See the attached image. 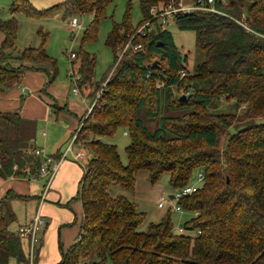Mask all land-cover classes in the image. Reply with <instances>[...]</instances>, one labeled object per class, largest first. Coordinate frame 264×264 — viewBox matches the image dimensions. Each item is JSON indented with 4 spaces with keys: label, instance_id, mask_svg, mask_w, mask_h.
Returning a JSON list of instances; mask_svg holds the SVG:
<instances>
[{
    "label": "trees",
    "instance_id": "trees-1",
    "mask_svg": "<svg viewBox=\"0 0 264 264\" xmlns=\"http://www.w3.org/2000/svg\"><path fill=\"white\" fill-rule=\"evenodd\" d=\"M182 1L141 0L142 20L133 27L132 2L127 0L122 23H114L108 35L114 65L105 79L106 91L75 131L76 146L92 157L78 194L84 211L79 241L63 264H264V0H216L221 13L175 16L180 31L195 33L196 49L203 55L193 74L172 33L152 15L154 8L180 7ZM115 2L64 0L38 10L29 0H13V17L0 19V99L22 85L28 72L38 71L36 64L50 68V81L57 76V62L46 49L49 35L42 29L38 48L17 51L16 14L33 19L59 12L90 14L93 21L84 38L89 41L96 38ZM148 21L154 30L133 40L144 50L126 52L117 64L120 46ZM75 55L71 65L80 76L78 88L83 93L93 89L86 97L94 99L101 88L94 80L96 58L83 50ZM157 60L161 63L154 68ZM221 101L232 102L231 110L209 111ZM142 109L150 119L161 117L155 132L138 118ZM166 110L178 114L165 116ZM119 129L132 140L126 166L117 146L104 141ZM34 133L19 113L0 111V185L10 178L39 180L42 162L28 155L35 149ZM140 171L148 172L153 184L169 174L175 192L193 184L197 172L204 173L202 188L179 202L184 212L193 214L182 225L190 233L176 232L171 212L140 231L146 214L127 198L110 194L114 185L134 189ZM18 200L30 198L10 190L0 199V264L28 261L29 244L16 235L23 226L13 207Z\"/></svg>",
    "mask_w": 264,
    "mask_h": 264
},
{
    "label": "rangeland",
    "instance_id": "rangeland-1",
    "mask_svg": "<svg viewBox=\"0 0 264 264\" xmlns=\"http://www.w3.org/2000/svg\"><path fill=\"white\" fill-rule=\"evenodd\" d=\"M29 1L38 10L49 8L59 2V0ZM130 1L132 2L131 24L133 27H137L142 20L140 10L141 0ZM12 2L13 0H0V19L8 20L13 17L10 11ZM193 2V0H183L182 6H192ZM126 9L127 0H116V2L108 9V18L101 22L96 38L89 41H84V38L85 32L88 30L93 21V17L90 14L65 16L64 12H59L47 19H33L24 13H18L15 15V19L17 20L19 26L16 40L17 51H22L28 47L38 48L41 44V38L38 35V30L42 29L49 35L46 45L48 55L57 62V76L50 90L51 97H48V99L52 100L53 103L48 102L45 97H42V101L44 99L46 105H52V107H50L53 109L52 113H47L46 109L41 106V104L37 103L31 104L29 105V108L25 109V111L29 110L31 115L35 118L39 117V119L37 118L36 123L37 148L45 149L49 156L52 155L53 151L61 146V149L64 152L66 146L69 144L76 131L75 128H78L77 125H79L80 119L87 113L88 109L93 104V100L95 99H87L83 98L80 94H74L75 84L73 78L71 77V54L79 53L83 50L96 58L97 65L94 80L101 87L105 82V79L111 74L113 70L112 67L114 65L113 51L107 44V38L113 29L114 23H122ZM72 18H77L80 24L83 25L84 29L82 31L73 32L71 30L69 23ZM165 29L172 33L175 44L181 54L188 57L189 61L186 67L188 72L193 74L195 66L203 61V55L196 49L195 33L192 31H180L174 23H167L165 25ZM136 33L137 31L133 36L131 35L128 42L137 37ZM3 38V34L0 32V45L3 42ZM125 45L123 47L120 46L119 51L124 48ZM130 51L133 50L129 49L127 53ZM41 65L46 66L44 64ZM26 82L25 75L22 85L8 90L12 91L15 89L17 91L18 88L27 89V93L23 95L25 96L23 102L22 100L20 101L19 98V111L23 113L26 99L34 96L33 94L36 93L26 86ZM92 90L93 89L90 91L86 88V91L83 93L80 89L84 96H87L90 92L94 91ZM39 95L42 96L41 93H39ZM55 101L57 104H54ZM54 105H57V107L54 108ZM232 106V102L221 101L216 106L211 107L209 111L212 113H225L228 110H231L230 108H232ZM177 114V112H172L170 110H166L164 112L165 116ZM138 118L143 121L145 126L153 133L158 129L161 117L150 119L147 117L146 111L142 109L138 113ZM43 132L47 133L46 138L41 137ZM104 141L117 146L121 162L124 166H126L128 164L126 149L132 141L128 132L125 129H119L113 137L106 138ZM169 180L170 175L164 174L156 184H153L150 181L149 173L146 171H140L136 176V186L134 189L125 190L114 185L110 188V194L114 197L123 196L127 198L135 203L140 212L146 214V221L140 227V231H146L151 223L161 222L162 217L164 218L170 212L169 207L164 209H160L158 207L162 198H169L175 192L171 187ZM39 182L43 187L45 184L44 181L40 180ZM18 184L23 185L21 186L23 188L19 187V189L22 190V193L27 191V184L29 183L20 181ZM18 184L16 183V185ZM1 195L2 189H0V198ZM36 206L37 204L35 205L33 201L28 203L20 200L15 201L13 207L19 223L24 222L26 217L33 215L36 211ZM77 208L78 205H75V213H78ZM192 217V213H172L171 220L174 229H177ZM185 233L190 232L185 230ZM107 264L111 263L108 262Z\"/></svg>",
    "mask_w": 264,
    "mask_h": 264
},
{
    "label": "crops",
    "instance_id": "crops-1",
    "mask_svg": "<svg viewBox=\"0 0 264 264\" xmlns=\"http://www.w3.org/2000/svg\"><path fill=\"white\" fill-rule=\"evenodd\" d=\"M63 1L64 0H59L58 3ZM34 67L37 68L38 71H30L26 74V86L36 93L33 94L34 96L26 99L24 113L19 111L20 109L18 106L19 98L21 101V97L27 93L26 88H18L17 91L13 89L12 91L6 92L0 99V111L4 113H19L23 119L29 121L35 129L33 144L35 145V148H37L36 123L37 118L39 119V117L35 118L31 115L29 110L25 111V109L29 108V105L37 103L41 104V106L46 109L47 113H52L53 109L50 108L52 105H46L44 99L42 101V97H45L48 102L53 103L52 100L48 99V97H51L50 90L55 80L50 81L52 73L49 67L41 64H36ZM23 90H25V93H23ZM79 92L83 98H87L80 90ZM39 93H41L42 96H40ZM54 104H57L56 101ZM77 127H79V125H77ZM77 129L75 128V130ZM43 133L41 134V137L46 138L47 133L45 136H43ZM61 147H58L55 151H53L50 156L55 157L60 155L63 152ZM38 159L41 162L43 161V158L41 157ZM83 175L84 168L71 158H68V160L63 162L59 173L53 180L51 190L46 197V201L40 208L42 215L46 218L47 227L40 233V241L35 249V264H63L65 254L79 241V234L84 222L82 203L78 199L80 183ZM20 181L29 183L27 184L26 192L22 193V190L19 189V187L23 186L18 184ZM39 181L40 179L29 180L25 178H10L0 185V189H2L1 198L4 197L8 191L12 190L20 196L30 198V200L26 203L33 201L35 205L37 204V210L43 189ZM16 183L18 185H16ZM75 205H78V213H75ZM33 215L26 217L25 221L18 223V225H28L31 222Z\"/></svg>",
    "mask_w": 264,
    "mask_h": 264
},
{
    "label": "built area",
    "instance_id": "built-area-1",
    "mask_svg": "<svg viewBox=\"0 0 264 264\" xmlns=\"http://www.w3.org/2000/svg\"><path fill=\"white\" fill-rule=\"evenodd\" d=\"M224 2V0H222ZM216 0H196L193 2L192 6L187 7H173L169 6L161 11H158L156 8L152 9V15L154 20H157L159 22V25L162 29H165V25L167 23H174V18L179 13L189 14L196 11H207L211 13H221L218 11L215 7ZM70 28L73 32H79L84 29L83 25L80 24L79 20L77 18H72L70 23ZM154 30V26L151 23V21L146 22L143 26H141L136 33V36H146L148 33L152 32ZM134 38L130 40L124 48H122L119 51L118 54V62L123 58L125 53L132 49L134 52L143 51L144 47L142 44H133ZM71 60L75 59L76 55L75 53L71 54ZM116 64V65H117ZM186 73L182 72V76H185ZM71 77L74 80L75 94H80L79 88H78V81L80 80V76H76L71 71ZM151 77L148 75V78ZM107 82H104L103 85L100 88V91L96 95L95 99L93 100V104L88 109V114L93 109L94 105L100 100L103 93L106 91ZM163 84L158 85V88L162 87ZM23 93H25V90H23ZM78 131L74 133L71 141L66 146L64 152H62L58 157L49 156L46 154L45 149H30L28 151V155L34 156L37 158H43L42 164L40 167V175L39 179L44 181L43 190L40 196L39 200V206L34 213L31 222L28 225L21 226L17 229L16 235L19 236L22 240H25L28 242V261L22 262L21 264H35V249L37 244L40 241V233L46 229L47 227V221L46 218L41 213V206L46 201V197L48 193L51 190V184L57 174L59 173L61 166L63 162L68 160V158H71L76 163L80 164L84 171L87 170V165L89 164L91 160V154L86 150L85 148H79L76 146V139H77ZM46 133H43V136H45ZM205 181L204 173L202 171L197 172L195 175V181L193 184L185 187L184 189L176 191L173 195H171L169 198H162L158 204V207L160 209H164L166 207H169V210L171 213H184L182 207L180 206L179 202L182 198L190 196L194 193H196L199 189L202 188ZM198 214H195L197 216ZM177 233L184 234L185 228L181 225L176 229Z\"/></svg>",
    "mask_w": 264,
    "mask_h": 264
},
{
    "label": "water",
    "instance_id": "water-1",
    "mask_svg": "<svg viewBox=\"0 0 264 264\" xmlns=\"http://www.w3.org/2000/svg\"><path fill=\"white\" fill-rule=\"evenodd\" d=\"M164 59V57L162 56L161 57V60H163ZM161 60H157V61H155L153 64H152V66L155 68V67H158L159 66V64L161 63ZM186 99V97L185 96H183L182 98H181V101H184Z\"/></svg>",
    "mask_w": 264,
    "mask_h": 264
}]
</instances>
